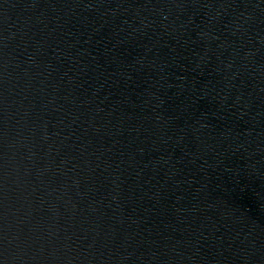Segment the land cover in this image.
<instances>
[{
  "label": "water",
  "instance_id": "1",
  "mask_svg": "<svg viewBox=\"0 0 264 264\" xmlns=\"http://www.w3.org/2000/svg\"><path fill=\"white\" fill-rule=\"evenodd\" d=\"M0 264H264V0H0Z\"/></svg>",
  "mask_w": 264,
  "mask_h": 264
}]
</instances>
